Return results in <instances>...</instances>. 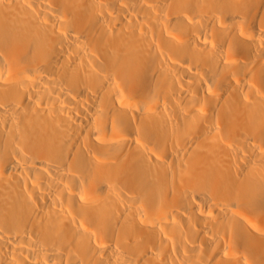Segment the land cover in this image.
I'll return each instance as SVG.
<instances>
[{
  "label": "bare ground",
  "instance_id": "1",
  "mask_svg": "<svg viewBox=\"0 0 264 264\" xmlns=\"http://www.w3.org/2000/svg\"><path fill=\"white\" fill-rule=\"evenodd\" d=\"M0 264H264V0H0Z\"/></svg>",
  "mask_w": 264,
  "mask_h": 264
}]
</instances>
